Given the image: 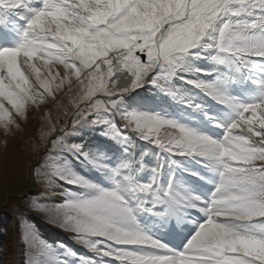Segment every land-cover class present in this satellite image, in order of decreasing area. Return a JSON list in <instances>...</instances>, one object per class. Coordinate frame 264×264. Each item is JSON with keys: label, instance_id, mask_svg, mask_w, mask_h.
Here are the masks:
<instances>
[{"label": "snow or ice", "instance_id": "1", "mask_svg": "<svg viewBox=\"0 0 264 264\" xmlns=\"http://www.w3.org/2000/svg\"><path fill=\"white\" fill-rule=\"evenodd\" d=\"M0 9L24 22L20 42L0 47V129L7 136L21 129L29 110L55 105L56 116L42 114L43 128L31 142L29 176L46 189L71 185L63 202L41 204L42 192L32 207L105 264H264V0H0ZM10 24L0 18V28ZM186 57L225 72L209 83L203 77L217 69L186 67ZM236 74L257 88V99L240 103L227 93ZM174 78L235 111L227 125L215 122L224 129L221 139L121 107L125 94L146 83L185 102L171 86ZM186 103L201 108L191 98ZM88 123L104 126L103 134L121 145H130L134 133L170 157H199L217 177L214 191L207 200L181 196L174 176L161 184L162 165L150 169V182L137 179L148 170L147 153H129L113 167L66 142ZM64 152L86 161L111 187L80 176L67 161L59 164ZM181 203L205 217L182 250L136 223L134 213L164 217ZM156 206L162 210L154 212ZM22 242L25 264H67L57 253L65 246L48 244L27 223Z\"/></svg>", "mask_w": 264, "mask_h": 264}, {"label": "rangeland", "instance_id": "2", "mask_svg": "<svg viewBox=\"0 0 264 264\" xmlns=\"http://www.w3.org/2000/svg\"><path fill=\"white\" fill-rule=\"evenodd\" d=\"M34 7L38 9L39 7H41V5L39 3H36ZM7 14H11V13L7 12ZM13 16H14V20L17 21L15 15ZM17 23L18 25L14 29H12L11 32L9 31L5 32L6 31L5 28L0 29V47L14 46L20 42V36L18 33L19 30L23 28L24 22L18 21ZM59 67L62 68V66ZM208 78L213 79L214 74L213 76ZM171 85H172V81H171ZM159 95L168 96V94H166L160 88L146 83L144 84V86L137 88L136 90L130 93L125 94L121 102V107L127 111L135 110L140 113H145L148 115H158L159 117L164 119L174 120L182 126L195 130L199 134L208 135L209 137L218 140L223 137L224 129L220 127L221 130H219L218 129L219 127L216 126L215 122H220L224 125H227L236 116V113L233 109H231L230 115L226 119H223L222 116L213 108L204 110L202 108L197 109L191 107L188 108V114H184L180 112L179 113L175 112L173 114L171 113L164 114L163 112L159 113L160 104H159V100L157 99ZM232 97H235L240 103H247L248 101L246 98L241 97L240 95L232 96ZM254 97L258 98V93L255 94ZM182 103L184 104L185 102ZM49 111H51L53 117L56 116L57 108L55 105L42 106L41 109H39L38 111L29 110L27 113L28 116L27 120L21 122V129L19 130L13 129V132L7 136H5L3 130L0 129V198H1L0 216H3L2 214H4L5 212L11 213V215L12 213H14L12 222L15 223L16 222L15 215L17 216L20 215L19 219L21 220V225L17 220L18 230H20L21 227L23 228V225L25 223H23L22 220H24L27 214L29 215L28 217L33 219L37 218L40 221H44V220L50 221L48 216H46L44 213L40 212L39 210L31 206V201L33 199H37L38 197H40V194L43 192L45 193V195L40 199L41 204H48V205L59 204L64 201V195L62 193H64L69 188H71V185L60 184L59 186L46 189L34 185L29 176L28 164L32 156V153L30 151V145L32 141L38 138L43 128L42 114L47 113ZM89 126L98 128L94 133L90 134L89 136L90 140L94 143L93 144L94 146L93 148L95 149L94 151H97L98 154L103 155L102 157H104L105 162L110 166L114 167L121 160L127 159L128 154L131 153V150L129 152L127 150L128 147H131V145H133L132 151L135 150L134 142L132 141L133 139L136 141L144 142L146 145L155 148L157 152L159 151L161 154H165L170 158V156L167 153H164L153 144L139 139L134 133H129L131 138V144L121 145L118 143L119 145L122 146L121 150L123 151L120 154L118 153L115 159L114 152L112 153L107 152L108 151L107 145L102 140V139L110 138L109 136L103 134L105 131L104 126L91 124V123L79 126L73 135L67 137L66 142L70 145L74 144L76 140L79 139L78 138L79 136L76 134V132L80 131L83 127L88 128ZM217 132L220 133H218L217 135ZM115 142L117 141L115 140ZM123 147L126 148V150L123 149ZM177 158L178 160L176 164L172 161V159H170L171 166H169L166 172L163 173L164 176L161 177V184L166 185L169 177L174 176L176 181V191L179 192L181 196H187L188 194L192 193V185H194L197 181H199V179H197L196 177L206 176V179L208 180L209 192L205 193L204 199L207 200L210 197V194L215 189V181L217 177L208 168H205L201 165V163H198V161L200 160L199 157L197 158L195 157L196 160L193 159L194 157H189V156H177ZM63 159H67V162L69 163L71 169L75 173H77L73 169L72 162L69 161L67 155H65L64 153L60 154L58 163L63 165L64 164ZM157 165H152L151 167H156ZM202 168L204 170L206 169L207 171H209L208 174H201L200 170ZM145 171L141 172L137 177V179L143 183L150 182V178L152 175L150 171L145 177V173H146ZM77 174L105 188L111 187L110 182L101 173L100 175L103 178H105L106 182L102 180L101 176L95 177V173H89L85 175H81V173H77ZM199 190H201V188H199ZM72 191H79V189L72 188ZM32 192H34V194H32ZM206 195H208V198L206 197ZM46 199H50L51 201L46 203ZM149 206L150 204H146L145 208ZM154 210L155 211L162 210V206H156ZM134 215L137 216V220H136L137 225L146 234H148V231H151L153 233L160 234L157 236L166 237L167 234L171 236L172 235L171 233H173V231L175 232L172 226L169 227V229H165L167 227L163 222V220L153 213L143 211L141 215L139 212L134 213ZM202 218L203 217H200V222H202ZM27 224L31 225L30 222H28ZM12 227H14V231H15L16 226H12ZM58 231L61 232V234ZM55 233H59L60 236H63L65 239L71 241L75 246H77V249H81V251L86 252L88 255L93 254L82 244L77 243L76 240L73 239L70 233H67L66 231L61 230L57 227H53L52 230H47L45 233H43V235L45 236L47 235L48 237L46 236L47 237L46 239L45 236L42 238L48 244L57 246L58 244L55 243L54 240L55 238L57 239L60 238L57 237ZM193 234L194 233H192L191 235ZM191 235H188L187 240L191 237ZM20 238L22 240L21 235ZM12 244L15 245L13 254H10L9 256L6 255L3 256V254H0V260L3 261V264H25V259H26L25 252L23 253V250L22 249L20 250V246L22 243L19 244L18 235L16 234V232L13 241L10 242V245ZM19 252L21 253V257L19 256ZM58 252L59 251L57 248V253Z\"/></svg>", "mask_w": 264, "mask_h": 264}, {"label": "trees", "instance_id": "3", "mask_svg": "<svg viewBox=\"0 0 264 264\" xmlns=\"http://www.w3.org/2000/svg\"><path fill=\"white\" fill-rule=\"evenodd\" d=\"M0 18H6V20L14 22L15 26L12 24L9 25L7 29H5L9 32H11L12 29H14L18 25V21L14 20V16L11 14H7L6 11L0 9ZM1 29V28H0ZM14 32V31H12ZM189 65H194L197 68L201 69H217L216 72H214V78L209 79L208 77H203V79L209 83L214 82V80L221 76L225 72L224 66H217L214 62H210L209 60L206 59H196L194 57H186L185 58V66ZM237 78L234 83H231L227 86L226 91L228 94L231 96H241L244 97L248 100V102L253 101L254 99H257L254 97L255 94L258 93L257 88L250 82V81H245L243 77H241L239 74H236ZM173 89L177 90L178 95H182L185 97V103L183 104L182 101L179 99H174L171 95L168 96H163L159 95L157 99L159 100V113L163 112L164 114L166 113H184L188 114V108L191 106H188L186 101L188 98L192 99L193 104L200 105L201 108L205 109H215L223 119H226L230 113H231V108L221 105L217 103L215 100L201 92L200 90L194 88L192 85H189L187 83H184L183 81L179 79H173L172 80V85ZM151 92V89H150ZM156 94V93H154ZM134 108V107H133ZM171 108V109H169ZM194 108V107H191ZM93 126V125H92ZM92 126L83 127L80 131H77L76 134L79 136L74 144H79L82 146V149L86 152H90L94 155H100L98 154L97 151H94L95 149L93 148V142L90 140L89 136L90 134L94 133L98 128H94ZM103 142L107 145V152H114V158L116 159L117 154L122 153L123 150H121L122 146L119 145L117 142H115L114 139L112 138H106L102 139ZM134 142V148L135 150L132 151L133 145L131 147H128V152L131 150V154H133L135 157L139 158L141 154L147 153V155L144 156V162L148 166V170H146L145 174H148L150 172V169L154 168L151 167L152 165H164L168 166V159L163 156L159 151L151 146L146 145L144 142L132 140ZM123 149L126 150V148L123 147ZM65 155H67L68 159L70 162H72L73 169L77 173H81V175L89 174V173H95V177L101 176L100 172L96 171L90 164H88L86 161H83L73 153H68L64 152ZM67 159H63V162L65 163ZM102 177V176H101ZM146 177V176H145ZM31 188V186H30ZM34 194V192H32ZM31 194V195H32ZM1 199V198H0ZM50 199H46V203L50 202ZM3 216H0V254L9 256L10 254H13L15 245H10V242L13 241L15 232L18 235V241L20 246V250H23V253L25 252L24 248V243L22 242L20 235L22 237V231L23 228L21 227L20 230H18V224L17 220L21 225V220L19 219L20 215H15L16 217V222L13 223V215L14 213H8L5 212L2 214ZM29 215L27 214L24 220H22L23 223H28L30 222L32 227L35 229V231L38 233V235L42 238L45 235L47 230H52L53 227H57L61 229L58 225L53 224L51 221H40L37 218L33 219L28 217ZM14 224V225H13ZM15 231H14V227ZM52 227V228H51ZM62 230V229H61ZM20 232V234H19ZM59 232V231H58ZM61 234V232H59ZM59 233H55L57 237L60 239L55 238V243L58 245H64V248H58V254L67 262V264H80V260L77 258H71L68 257L65 253L66 250H71L72 252L77 254V257H90L92 258L96 264H105V258H97L92 255H88L86 252L81 251V249H77V246H75L71 241L65 239L63 236H60ZM68 233V232H67ZM47 236V235H46ZM45 236V239L48 237ZM43 239V238H42ZM19 256L21 257V253L19 252ZM0 264H3V261L0 260ZM107 264H112L111 262H107Z\"/></svg>", "mask_w": 264, "mask_h": 264}, {"label": "bare ground", "instance_id": "4", "mask_svg": "<svg viewBox=\"0 0 264 264\" xmlns=\"http://www.w3.org/2000/svg\"><path fill=\"white\" fill-rule=\"evenodd\" d=\"M201 174H208L209 171L203 168L200 170ZM199 179L194 185H192V195H198L203 200H205V193L208 191V180L206 176L204 177H196ZM212 184V183H211ZM212 186V185H211ZM201 188V190H199ZM214 188V187H212ZM199 190V191H198ZM208 198V195H206ZM198 214V215H196ZM202 213L198 209H189L185 208L184 205L178 204L176 205V210L170 214H166L164 217H161L163 222L165 223V229H169V227H173L175 232L171 233L172 235H166V237L157 236L154 234L152 237L158 239L159 241L165 243L168 247L174 250H182L187 242L188 235L194 233L196 231V227L200 222V216ZM172 230V229H171ZM171 232V231H170ZM165 236V235H163Z\"/></svg>", "mask_w": 264, "mask_h": 264}, {"label": "water", "instance_id": "5", "mask_svg": "<svg viewBox=\"0 0 264 264\" xmlns=\"http://www.w3.org/2000/svg\"><path fill=\"white\" fill-rule=\"evenodd\" d=\"M143 59H144V57H143Z\"/></svg>", "mask_w": 264, "mask_h": 264}]
</instances>
